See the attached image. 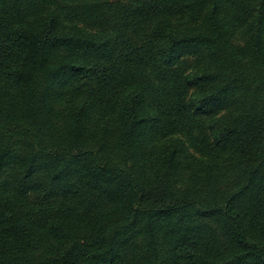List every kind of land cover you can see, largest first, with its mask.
<instances>
[{
  "label": "trees",
  "instance_id": "trees-1",
  "mask_svg": "<svg viewBox=\"0 0 264 264\" xmlns=\"http://www.w3.org/2000/svg\"><path fill=\"white\" fill-rule=\"evenodd\" d=\"M0 264H264V0H0Z\"/></svg>",
  "mask_w": 264,
  "mask_h": 264
}]
</instances>
